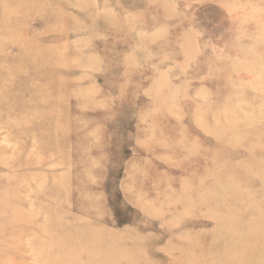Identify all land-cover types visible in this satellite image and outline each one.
<instances>
[{
	"label": "rangeland",
	"instance_id": "obj_1",
	"mask_svg": "<svg viewBox=\"0 0 264 264\" xmlns=\"http://www.w3.org/2000/svg\"><path fill=\"white\" fill-rule=\"evenodd\" d=\"M0 264H264V0H0Z\"/></svg>",
	"mask_w": 264,
	"mask_h": 264
},
{
	"label": "bare ground",
	"instance_id": "obj_2",
	"mask_svg": "<svg viewBox=\"0 0 264 264\" xmlns=\"http://www.w3.org/2000/svg\"><path fill=\"white\" fill-rule=\"evenodd\" d=\"M230 262V261H229Z\"/></svg>",
	"mask_w": 264,
	"mask_h": 264
}]
</instances>
